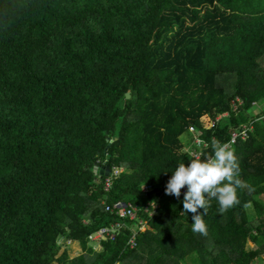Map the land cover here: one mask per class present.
<instances>
[{
	"label": "trees",
	"instance_id": "obj_1",
	"mask_svg": "<svg viewBox=\"0 0 264 264\" xmlns=\"http://www.w3.org/2000/svg\"><path fill=\"white\" fill-rule=\"evenodd\" d=\"M213 140L248 187L202 236L165 188ZM261 196L264 0H0V264H264Z\"/></svg>",
	"mask_w": 264,
	"mask_h": 264
},
{
	"label": "clouds",
	"instance_id": "obj_2",
	"mask_svg": "<svg viewBox=\"0 0 264 264\" xmlns=\"http://www.w3.org/2000/svg\"><path fill=\"white\" fill-rule=\"evenodd\" d=\"M212 154L201 158L187 153L189 163H180L167 182L165 193L180 198L182 189L183 212L192 213L193 233L208 235L203 219L215 200L218 212L235 207L240 203L238 190L248 187L240 178V165L235 151L219 140L211 142ZM203 209V212H199Z\"/></svg>",
	"mask_w": 264,
	"mask_h": 264
},
{
	"label": "built area",
	"instance_id": "obj_3",
	"mask_svg": "<svg viewBox=\"0 0 264 264\" xmlns=\"http://www.w3.org/2000/svg\"><path fill=\"white\" fill-rule=\"evenodd\" d=\"M195 129L192 128V131H194ZM243 134V136L246 135V130L242 131L241 132ZM239 135V132L238 131H235L233 132V135H232V139H231V144L234 143L236 141V138L237 136ZM197 143L199 146H202L204 143L202 141V139L200 137L197 138ZM231 144H229L228 146L231 147ZM192 154L194 156H199L200 157V154L197 152V151H193ZM110 181L111 180H108V184L110 185ZM149 186L145 185L143 187V190L146 191L148 190ZM185 192V189H182V192L181 193H184ZM107 209L109 211H116L117 214H119L120 216H130L131 218H135L136 217V213H137V207L134 205V204H131V203H124V202H117L114 204V206H111V205H108L107 206ZM121 224L120 222H115L113 224L112 227H105L103 229H101L100 231H98L97 233H95V235H91V239L95 240V239H103V238H112V239H115L117 236V231L118 229L121 227ZM130 246L131 247H134L135 246V240L132 238L130 240Z\"/></svg>",
	"mask_w": 264,
	"mask_h": 264
},
{
	"label": "rangeland",
	"instance_id": "obj_4",
	"mask_svg": "<svg viewBox=\"0 0 264 264\" xmlns=\"http://www.w3.org/2000/svg\"><path fill=\"white\" fill-rule=\"evenodd\" d=\"M258 199L264 203V196L258 197ZM147 227H149V226H147V224L144 223V224H142L141 229L144 230ZM58 243L61 244L60 253L63 252L64 250H67V252L71 258L76 257V256H78L84 252L82 245L79 241H72V240L66 241L64 239H60ZM93 246H95L96 250H98V251L102 250V246H100L99 239L93 240ZM52 264H59V263L57 261H55ZM188 264H191V263H188ZM253 264H258V261L254 262Z\"/></svg>",
	"mask_w": 264,
	"mask_h": 264
},
{
	"label": "water",
	"instance_id": "obj_5",
	"mask_svg": "<svg viewBox=\"0 0 264 264\" xmlns=\"http://www.w3.org/2000/svg\"><path fill=\"white\" fill-rule=\"evenodd\" d=\"M130 96V91L126 92V97L128 98Z\"/></svg>",
	"mask_w": 264,
	"mask_h": 264
}]
</instances>
